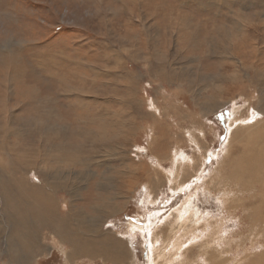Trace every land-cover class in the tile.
Wrapping results in <instances>:
<instances>
[{
	"label": "rangeland",
	"instance_id": "rangeland-1",
	"mask_svg": "<svg viewBox=\"0 0 264 264\" xmlns=\"http://www.w3.org/2000/svg\"><path fill=\"white\" fill-rule=\"evenodd\" d=\"M135 1H138V3ZM141 1H145V4H142ZM141 1L0 0V126H5L9 117L11 118V122L14 121V128L20 131L15 129V131L13 130V132H11L9 129L6 134V144L8 147L14 145L19 146L20 149L18 152L27 149L30 160L28 168L22 167L24 171L22 170L23 172L19 171L15 173L16 175L14 174V177L22 176L25 181L27 180L31 184L37 183L38 180H40L38 177L39 174H42V176L54 174L56 182L61 183L62 188H66V191H64L65 193L58 192V195L63 198L66 197L71 199L74 203L72 204L73 207L82 204V206L84 205V209H86L84 211H91L97 204L104 205L108 210L106 212H113V218L110 219L112 220V223H110L111 228L134 235L135 243L131 246L135 250L134 258L136 260L131 264H151L148 258L150 250L149 236L153 225H149L147 222L150 213L157 212L156 214H163V212H165L162 217L158 216V220H154L156 225H160L172 210L179 206L184 196L193 190L191 187L194 183H197V181H200L203 177L206 178L210 171L211 177L216 178L215 187L217 189L213 188L214 193L209 196V194L203 190L204 187L201 189L198 188L196 192L193 193V200L191 202L196 205L201 218H204L206 215L214 218L213 221L209 222L206 228H204L203 225H199V223L193 224L192 229H198L197 231L199 233L194 236L193 240L191 239L192 237H184V240L188 239L190 241L185 247L191 250V252H188L189 258L195 256L194 240L201 237L203 241L205 239L204 235L208 234L212 229V222H215L217 227H219L220 219L223 218L222 220H227V225L223 226L220 231L222 235L224 234L226 236L229 235L228 233L233 234L234 241L232 242V240L227 238L223 244L218 245L223 248L222 251L233 248L231 250L229 249L230 251L228 254H222L221 256L223 258H231V264H243L244 260L241 259V257L245 255H251L250 257H253L252 255L264 249L261 245H256L255 242L251 244V241L259 239V237L255 238L257 233H262L264 235V214L259 215L260 213L253 211L254 209L252 208L258 204L257 201L260 202L264 200V174L258 171H263L264 166L260 167L259 165L261 169L254 167L252 173H256L257 175L252 174V177L249 176L251 177L250 179L246 177L243 183L233 182L232 179L225 182V178L230 176V166L226 160H220V163L218 162L216 164V157L221 153L223 146L226 145V139L229 133L228 122L235 116V113H233L235 111L232 106L234 105L236 107L237 105V107L243 108L246 107L245 102H247L245 96L239 97L237 94L238 91L231 88L234 85L246 84L244 83L246 79L241 72L242 70H233V49H231V45L235 39V32L233 29V19H235V17L233 12H237L239 15L237 17H241L243 20L251 19L253 21V15L255 13L264 12V0H238L234 2V5L233 0ZM226 2L229 7H226ZM240 2L242 7L240 6ZM147 4L151 7L153 6V9H155L152 12L158 10L157 13H159V15L153 17ZM228 8H230V11ZM161 10L165 13H162ZM167 10H171L174 20L175 17H180L183 29L175 35L169 27V35L167 36L166 34L165 36V30H163V28L153 29L148 26V31L143 34V39L139 41L140 43H138V45L142 51L154 49L155 52L150 51V57L147 56L145 58L143 54V59L137 62H128L127 67L123 68V70L122 67L116 66L115 58L117 55H110L109 51L119 49L120 44L115 41V37L111 38V36L118 35L124 37L127 32L128 22L136 23L145 21L150 24L156 21V23L160 25L165 19L169 21L172 16L168 15ZM262 20H264L263 17ZM247 34H249V37L247 42L244 43L246 53L252 54V49H254L255 45L264 47V32H260L257 35L256 31L251 30L247 32ZM170 35H172L171 39H168ZM240 35L236 39H239ZM143 45L144 47H142ZM224 53H226V58L222 56ZM230 57L232 59H229ZM145 60H148L150 65H147ZM77 61L80 65L77 64ZM262 64H264V59H262ZM262 64L259 66L260 69L264 68ZM114 67L118 69H114ZM238 71L241 73H238ZM75 74L81 76L84 82H80V84L78 82L75 83L73 79ZM127 75L132 76V83H129L130 81L127 79ZM238 75L240 77H237ZM232 76H235L234 80ZM8 81L11 83L9 86L13 95V99H10L8 102L9 113L3 106V99L5 97L3 87ZM91 87L94 88L92 89ZM32 91L37 93L41 101L39 102L38 100V105L34 104V106L38 107L30 105L31 101L22 97L24 92H27L25 94L28 97V94ZM246 91L248 92L249 90ZM124 92L126 94H124ZM221 95H223V98ZM112 96L114 97L112 98ZM228 99H234L235 104H228L223 108H219V110L213 114V110L217 109V101L223 102ZM46 100L49 102H46ZM131 101L134 102V106L129 105ZM26 102L27 105L24 106L22 103ZM206 103L209 105L206 106ZM249 103L253 104L251 101ZM46 105L48 107L54 105V107L51 108L52 114H49L48 117V120L51 122H54L53 119L58 121L60 116L59 120L63 119L65 117L63 115L65 114L66 116L72 115L73 117L75 116L74 114H76L77 117L79 115H88V117L98 115L99 118L109 115L108 117L114 118L115 120L120 119L119 121L125 119L126 122L131 118L134 121L142 120L141 122H145L149 114H154L155 112L156 116H164L167 123H170L169 130L164 129L163 133L168 139L172 136L174 137L170 139L173 143L171 142V145L165 148L167 154H171L175 148L180 149L181 154H185V157L182 156L183 158H178L179 160L176 162V165L182 163V168L178 171V175L182 176L185 175V173L187 174L193 171L191 167H188L189 163L181 162V159H185L186 157H198L200 152L204 150L203 146L205 147L206 144V148L208 146L207 149H209L210 152H207L206 159L203 162V172L199 171L197 176L192 181H189L193 185L188 183L183 189H178L175 193L167 190V184H165L160 189L158 198L161 199L159 202L153 207L147 205L149 197L146 191L143 190L144 188L142 185H140L141 183L139 184L137 180L142 172L139 171L137 176L123 174V172L126 171L125 167L122 168L120 161H118V155H113L117 153V148L120 146L116 144L118 137L117 133H115V135H109L108 133L109 138L107 139L108 141L106 140V148L108 149L102 148V150L99 149L100 151H95L96 148L93 149L89 144L82 147L81 142L83 138H80V136L78 137V135L73 136V133H69L67 137L68 140L74 141L72 142V148L74 146L76 148L79 147L82 151L85 150L84 155H86L87 158L90 156L94 157L92 164H89L90 167H87L86 164L84 166V162L72 165H70V163L66 164V162L61 164V162L57 163L56 159L52 157L43 156V152L41 151L42 148H37L39 136L29 128V124L26 123V118L29 115L25 117V113L30 110L28 112L29 114L34 111L35 108L38 109V111L44 110V106ZM78 107H81V112ZM205 107L207 110L209 109V112L211 111V114L208 112L205 116L206 112H204L205 110L203 111ZM54 110L56 112H54ZM106 111H109V113ZM247 116L249 118L245 120L246 124L259 118L257 112H253L251 109L248 113L245 112L243 117ZM23 117H25L24 120L20 122L17 121ZM51 118L53 119L51 120ZM128 124L129 123H126V125ZM147 125L148 123H146V126ZM211 125L214 127L213 129L216 130V134L214 133V135L209 132ZM242 125H244V123ZM146 126L145 128L142 126L140 128L141 130L139 129L137 131V135L131 138V145L128 144L124 150L131 159L136 161L131 160L135 162V164L139 165L143 163L146 166V170H144L143 173L149 170L150 165L148 161H146V158L141 156V152L137 153L139 154L137 155L138 157L135 156V153L132 152L134 146L151 148L150 150L153 156H158L157 154L160 153L159 150L162 147V145L156 146L152 140L148 139ZM1 133L2 131H0V139L5 138L3 137V133ZM14 133H19L20 135L15 136ZM241 133V130L237 132V137L231 145V157L233 159L235 156L242 153L243 149H241V144L248 141L244 138H242L243 140L241 139ZM237 139L239 140L237 141ZM174 141L179 142L176 147H173ZM56 144L57 142H52V145ZM115 147L116 149L113 151ZM258 148L260 149V147ZM50 149L54 150L55 148L51 147ZM5 150H7L6 147ZM142 154L148 156L147 152H143ZM152 155L149 154L150 158H152ZM64 157L67 159V155ZM105 157L108 160V165L105 164ZM6 158L7 157L4 158V156H0L3 162L6 161ZM60 158H63V156ZM40 159L42 162H45L44 166L39 163ZM138 161L139 163H137ZM241 163L243 164L244 162ZM246 164L248 168H252L249 162L243 165L246 166ZM119 166L121 167L119 168ZM170 166L166 163L163 168L171 171L173 165ZM218 166H220V168ZM226 167L230 170L228 169V171ZM8 169L9 167L0 169V181L2 179L6 180V174L5 177L1 176V174L7 171L6 173L9 175L8 172H10V170ZM241 169L242 168H240V170ZM90 172L97 174L95 176ZM221 172H223V176ZM145 174L149 175L150 172L148 171V173L146 172ZM261 174L262 176H260ZM217 175L221 176L217 177ZM98 176L102 178H98ZM255 177L257 179L252 180V178L255 179ZM221 180L223 183H220ZM50 182H52V180ZM96 183L98 185H96ZM250 183L252 184L248 185ZM226 186L227 188L225 190ZM223 190L228 192V196L233 201V210H231L233 223L228 221L231 217L227 218L228 215L226 212H223L225 200V198L221 199L222 195H225V193H222ZM92 192L95 193L92 194ZM87 196L88 199L85 200ZM62 205L65 206V204ZM1 213L5 214L7 212L1 211ZM15 217L16 211L9 210L8 218ZM251 221H253V223ZM11 222L12 221H9L6 226H3V229H5L4 231L8 234L11 232V228H13L10 225ZM225 228H227V230ZM0 239L3 241L1 248H5L4 240L7 239V236L0 234ZM228 244H233V247ZM167 253H171V250ZM183 256V253L179 254L176 261L179 263ZM202 259L204 260V258ZM15 262L20 263L22 260H15ZM122 263L123 262L118 264ZM203 263L198 261L193 262V264ZM42 264H45V262ZM77 264L89 263L85 260H79ZM108 264L114 263L108 261Z\"/></svg>",
	"mask_w": 264,
	"mask_h": 264
},
{
	"label": "bare ground",
	"instance_id": "bare-ground-1",
	"mask_svg": "<svg viewBox=\"0 0 264 264\" xmlns=\"http://www.w3.org/2000/svg\"><path fill=\"white\" fill-rule=\"evenodd\" d=\"M235 1H238V0H233V5H234ZM135 2L138 3V1H135ZM141 3L145 4V1L144 2L141 1ZM130 4H131V2H130ZM253 4H255V3H253ZM226 5H227L226 7H229L227 2H226ZM130 6H132V5H130ZM147 6H148L149 10L151 11V14L153 15V17L159 15V13H157L158 10H156L155 12H152L155 10V9H153V6L151 7V6H149V4H147ZM240 6L242 7L241 2H240ZM220 9H222V8H220ZM171 10H167V13L169 16H172V18H170L169 21H168V19L163 20L160 23V25H158L156 23V21H154L150 24H148L145 21L144 22L140 21V22H136V23L127 21L129 24L127 26L128 27L127 32L124 35V37H121L118 35H112L111 38L115 37V41L120 44L119 49H116L115 51L114 50L109 51L110 55L111 54L117 55L115 58V65L118 67H122V70H123V68L127 67L128 62L129 63L133 62V61L137 62L138 60L143 59V54L145 55L144 56V58H145L147 56L150 57V55H151V54H149L150 51L155 52L154 49H152V50L148 49V50L142 51L140 49V46L138 45V43H140L139 41L141 39H143V34H145L146 31H148V26L153 28V29H157V28L159 29L160 27L163 28V30H165V36H166V34H167V36L169 35L168 34V28L170 27L169 29L172 32H174L175 35H177L183 29V27L181 26L180 17H175V20H174V16L171 13ZM228 10L230 11V8H228ZM162 11L163 10H161V12ZM126 13H127V11H126ZM162 13H165V12H162ZM233 15L235 17V19H233V23H234L233 29L235 32V39L241 34L239 39H236V40L234 39L235 42L233 40V44L231 45L232 46L231 49H233L232 50L233 51V60H232L233 61V70H240V71L242 70L241 72L244 74V77L246 79L245 80L246 82H244V83H246V84H244V85L238 84L239 86L234 85L231 88L236 89L238 91L237 94L239 95V97L245 96V98L247 100V102H245L246 107H243V108L237 107V105L235 107L233 105V104H235L234 99H228V100H225L223 102L217 101V106H216L217 109L213 110V114H215L219 110V108H223L228 104L233 105L232 107H233V110L235 112H233V111L232 112L235 113V116L234 117L232 116L233 119L230 122H228L229 133L226 132V133H228V137L226 139V145L225 146L222 145L223 148L221 150V153L216 157V160H217L216 164L220 160L221 161L226 160L227 163L229 164V166H230L229 168L231 170L227 167L226 168H227V170L228 169L230 170V176L225 178V182L227 180L232 179L233 182L243 183V180L244 179L246 180V177H249L252 174H254V173H252V171H253L252 169L254 167L257 169L258 168L261 169L260 167L264 166V68L263 69L259 68L260 64H262V59H264V57H263L264 55H262V54H264V49H263L264 47L259 46V45H255L254 49H252V54H248L245 52V45H244V43L247 42L248 37H249V34H247V32H249L251 30L256 31L257 35L260 32H264V20H262V17L264 18V12L255 13L253 15V21L251 19L243 20V19H241V17H237V16H239L237 14V12L236 13L233 12ZM184 17L188 18L186 16H184ZM193 30H195V29H193ZM223 30H225V29H223ZM147 35H148V32H147ZM171 36L172 35H170L169 36L170 38H168V39H171ZM192 39H193V37H192ZM177 41H179V40H177ZM161 43H163V42H161ZM142 47H144V45ZM211 49H212V47H211ZM120 55H122V56H120ZM222 56H224V58H226V53H224ZM104 57H105V55H104ZM186 57H188V56H186ZM231 57L229 59H232ZM188 60H189V58H188ZM157 61H158V59H157ZM145 62H147V65L148 64L150 65V62L148 60H145ZM46 63H45V65H46ZM77 64H79L78 61H77ZM262 65H264V64H262ZM81 68H83V67H81ZM114 69H118V68L114 67ZM105 72H107V71H105ZM241 72L238 71V73H241ZM77 75L78 74H75V76L73 77L74 82L75 83L78 82L79 84H80V82H84L83 78H81V76H79V75L77 76ZM147 75H146V77H147ZM77 77H78V80H77ZM234 77H233V80H234ZM237 77H240V76L238 75ZM127 79H129V81H130L129 83H132V81H131V79H133L132 76L127 75ZM226 80H228V79H226ZM9 81H11V80H9ZM9 81L3 87V90L5 92V97L3 99V106L5 107V109L8 113H9L8 102L10 99H13L12 91H10V86H9L11 83H9ZM113 89H114V87H113ZM117 89H118V87H117ZM246 90H249V91L247 92ZM114 91H115V89H114ZM25 93H27V92H24L22 97L29 99L31 101L30 105H32V106H34V104L38 105L37 103H38L39 98H38V95L35 91H32L31 93H29L28 97ZM100 93H101V91H100ZM60 94H62V93H60ZM124 94H126V93L124 92ZM222 96L223 95H221V97ZM113 97L114 96H112V98ZM121 101H122V99H121ZM248 101L253 102V104H250ZM39 102H41V101L39 100ZM46 102H49V101L46 100ZM50 102H51V100H50ZM22 104H24V106H26L27 102L22 103ZM54 105L52 107H54ZM129 105L134 106L135 104H134V102L131 101V104H129ZM207 105H209V104L206 103V106ZM214 105H215V103H214ZM203 106H205V105H203ZM34 107H38V106H34ZM52 107H48L46 105V106H44V110H40V111H38V109L35 108V110L30 112L29 114H28V112L30 110L27 112L25 111L26 112L25 117L27 115H29L26 118L27 119L26 123H28L29 128L33 132L38 134V136H39L37 148H42L41 151L43 152V156L52 157L53 159H56L57 163L61 162V164L66 162V164L70 163V165H72V164H78L79 162H84V166L86 164L87 167H90L89 164H92L94 157L90 156L87 158V156L84 155L85 150L82 151V149H79V147L76 148L75 146L72 148L71 147L73 144L72 142H74V141L68 140L67 137L69 136V133H73V136L78 135V137L80 136V138H83V141L81 142L82 147L89 144L93 149L96 148L95 151H97L99 149L102 150V148H106V140L109 138L108 133H109V135H111V134L115 135V133H117L118 137L116 140V142H117L116 144H119L120 146H118L119 148H117L118 149L117 153H114L113 155H118V161H120L122 168L125 167L126 171L123 170L124 171V172L122 171L123 174L129 175V176H134V175L137 176L139 171L142 172V174L137 178V180H138L139 184L141 183L140 185H142V187L144 188L143 190L146 191V193L149 197V200L147 201V205H151L153 207L155 204H157V202H159V200L161 198L159 199L158 195H159L160 189L165 184H167V190L171 191L172 193H175L176 191H178V189H181V188L183 189L185 187V185L190 183L189 181H192L197 176L199 171L203 172V169H204L203 168V164H204L203 162L206 159L207 152L209 151V149H207L208 146L206 148V144H205V147L203 146L204 150L200 152V155L198 157H191V158L186 157L185 159H181V162L189 163L188 167H191L193 171H190V172L187 171L188 173L187 174L185 173V175H182V176L178 175V171L180 170V168H182L181 167L182 163L176 165V162L179 160L178 158H183L182 156L185 157V154L184 155L181 154L180 149H177V148H175V150H173V152H171V154H169V155L167 154V152L165 151V148L168 147V145H171V142L173 143L172 140L170 141V139L173 136L168 139L163 135V133H164V129L169 130L170 123H167L164 116L157 115L158 116L157 117L155 112H154V114L150 113L148 119H146L145 122H141L142 120L141 121H136V120L134 121L131 118L128 119L126 122H125V119H123L122 121H119L120 119L115 120L114 118L108 117L109 115L107 117L99 118L98 115L97 116L95 115L92 117H88V115H79L77 117L76 114H74L75 116L73 117L72 115L66 116L65 113H64L65 115H63V116H65L66 118L62 117L63 119L59 120V118L61 117L60 116L58 118V121L51 118V120L53 119V121H54V122H51L48 120V117H49V114H52V110H51ZM78 108L81 112V107H78ZM250 109L253 110V112L256 111L257 114L259 115V118H257L256 120L250 121L246 124L245 120L248 119L249 117L248 116L243 117V116H244V113L245 112L248 113V111ZM109 111H106V112L109 113ZM203 111L206 112L205 113V116H206V114L209 112V109L207 110V108L205 107V109H203ZM54 112H56V111L54 110ZM74 113H75V110H74ZM209 113L211 114V111ZM25 117L20 118L17 121L20 122L21 120H24ZM172 117H174V116H172ZM126 123H129V124L126 125ZM146 123H148L147 126H146ZM243 123H244V125H242ZM142 126H144V128H145V126L147 127L146 128L147 130L146 129L145 130H146V133L148 135V139L152 140V142L154 144H156V146L162 145L161 149L159 150L160 153L157 154L158 156L152 155L153 153L150 150L151 148L149 149V148H141L140 146H134V150L132 152L135 153V156L138 157L137 155H139V154H137V153L141 152V156H144L146 158V161H148V163L150 165V168L148 170L150 172V174L149 175L147 174L148 176L145 174L146 172L148 173V171L143 173L144 170H146V166L143 163L139 164V165L135 164L136 161L134 159H131L128 156V154H126L124 151L125 147L128 144L131 145L130 144L131 138H134L137 135V131ZM172 127H174V126H172ZM213 128L214 127H212V125H211V127L209 128V132L213 133V135H214L216 130ZM9 129L11 132H13V130L15 131V129L20 131L19 129L14 128V121L11 122L10 117L7 119V123L5 126H0V131H2L3 137H5V138L1 137L3 139H0V156H4V158L7 157L5 159L6 160L5 162H3L0 159V169L5 168V167L6 168L9 167L8 170H10V172H8L9 175H7V173H6L7 171L4 174H1V176H3V177H5V174H6V180L2 179L0 181V234L7 236V239L4 240L5 248H1L3 241H1V239H0V264H42L43 262H45V264H47V263H51V264H77V261H79V260H85L89 264H108V261L111 263H114V264H118L121 262H123L122 264H131V263L135 262L134 261V260H136L134 258L135 257V250L131 246L132 244L135 243L134 235L132 233H125L122 230H116V229L113 230L111 228V225H110V223H112V220H110V219L113 218L112 217L113 212L112 213L106 212L108 210L106 207H104V205H98L97 204V206L94 207L91 211H84L86 209H84V205L82 206V204H79V206L73 207L72 204H74V203L72 202L71 199L66 198V197L63 198V197H60V195H58V192L65 193L64 191H66V188H62L61 183L56 182V178H55L54 174H49V175H44V176H42V174H39L38 177L40 178V180H38L37 183H31V184L27 180H26L27 181L26 182L22 176H19L16 178L14 177L15 173H18L19 171H22V170L24 171V169L22 167L28 168V166L30 165V162H29L30 160H29V155H28L27 149L22 150V152H18V150L20 149L19 146H16V145H14L15 147L14 146H10V147L7 146L6 134H7ZM239 130L242 131L241 139L244 138L248 141L243 142V144L240 143L241 149H243V151H242V153L240 152L241 154L239 153L240 155L236 154L237 156H235V158L233 159L231 157V147H232L231 145L233 144L234 139L237 137L236 135H237V132ZM106 132H107V134H106ZM140 132H139V134H140ZM14 135L18 136L20 134L14 133ZM217 135H215V136H217ZM23 137H24V135H23ZM238 140L239 139H237V141ZM53 141L57 142V144L52 145ZM178 143H179L178 141H174L173 147H176L178 145ZM54 146H56V147H54ZM5 147L7 148V150H5ZM51 147H53L55 149L52 150V149H50ZM258 147H260V149ZM34 149H36V148H34ZM106 149H108V148H106ZM115 149H116V147L113 149V151ZM138 150H139V152H138ZM108 152H109V150H108ZM143 152H147L148 156L143 155L142 154ZM34 153H36V152H34ZM110 154H112V153H110ZM149 154L152 155V158H150ZM65 155H67V159H65V157H64ZM61 156H63V158H60ZM100 156H101V154H100ZM131 160H133L135 162H133ZM95 161H96V159H95ZM241 162H244V163L249 162L251 164L252 168H248L247 164L245 166V165H243L244 163L242 164ZM39 163H41L42 166L45 165V162H42L41 159H40ZM137 163H139V161ZM166 163H168L169 166L173 165V169L171 171L165 170L163 168L164 164H166ZM105 164L108 165L107 158L105 160ZM259 165H260V167H259ZM121 166H119V168ZM218 167L220 168V166H218ZM218 167H217V169H218ZM249 167H250V165H249ZM240 168H242V169L240 170ZM244 168H245V170H244ZM222 169H224V168H222ZM262 169H263V167H262ZM106 170H107V168H106ZM258 171H261L264 174V170L263 171L258 170ZM90 173L92 175H95V176L97 174L94 172H90ZM221 173L223 176V172H221ZM259 174H260V172H259ZM31 175H33V174H31ZM17 176H18V174H17ZM129 176H128V179H129ZM220 176L217 175V177H220ZM260 176H262V174ZM260 176H259V178H260ZM99 177L102 178L101 176H98V178ZM251 177H249V179ZM223 179H224V177H223ZM256 179H257L256 177H255V179L252 178V180H256ZM51 180H52V182H50ZM124 181H126V180H124ZM215 181H216V178L211 177L210 171H209L206 178L203 177L200 181H197V183H194V185L192 183H190L193 185L191 187V189L193 188V190L191 192L188 191L189 193L184 196V198L182 199L179 206L177 208H174L172 210V212L168 215V217L160 225H156L154 220H158V216L162 217V215L165 214V212H163V214H156L157 212H152V214L150 213V217H148L149 219L147 222L149 223V225L150 224L153 225L151 232H150V236H149V243H150L149 249L150 250H149V257L148 258L151 261V264H193V262H196V261L202 262V263L204 262L205 264H231V261H232L231 258H226V257L223 258L221 255L222 254H228L229 251L233 248H228L227 250L225 249L224 251H222L223 248L218 246V245L223 244L227 238L232 240V242L234 241L233 234L228 233L229 235L226 236L224 234L222 235V233L220 231V230H222L223 226L227 225L226 224L227 220H222L223 218L220 219L219 227H217V224L215 222H212V229L208 234L204 235L205 239L203 241L201 240V237L194 240V243H195L194 251L196 252L194 254L195 256H191V258H189L188 252H191V250H189L188 248L185 247V245L188 244L190 241L188 239L184 240V237H188V238L192 237L191 239L193 240L194 236L199 233L197 231L198 229H192V225L199 223V225H203V227L206 228V227H208L209 222L213 221V218H214V217L212 218V216L208 217L207 215L204 218H201L200 213L198 212L196 205L193 204V202H191L193 200V193L196 192V190L198 188L201 189L204 187L203 190H205V192H207L209 194V196L212 195L214 193L213 188L214 189L216 188L215 187ZM99 182H101V181H99ZM247 182H250V181H247ZM97 183H96V185H98ZM220 183H223L222 180ZM251 184L252 183H250L248 185H251ZM227 185H229V184H227ZM219 186H221V185H219ZM226 188H227V186L225 187V190H226ZM230 189H232V188H230ZM225 190H223V192H222V193H225V195H222V197H221V199L225 198L224 205H223V212H226V214L228 215L227 218L231 217V219H228V221H230V223H233V219H232L233 215H232V211H231V210H233V201L228 196L229 195L228 192ZM97 192H99V191H97ZM93 193H95V192H92V194ZM28 196H30V197H28ZM62 196H64V195H62ZM87 199H88V196L85 197V200H87ZM257 202H258V204L257 205L254 204L255 206L252 207L254 209L253 211L260 213L259 215L264 214V200H262L260 202L257 201ZM62 204H65V206ZM9 210H15L16 211V217L15 218H8ZM1 211L7 212V213L2 214ZM255 219H257V218H255ZM9 221H12L10 225L13 228H11V232L9 231L10 233L8 234L4 231L5 229H3V226H6L7 223H9ZM251 222L253 223V221H251ZM225 229L227 230V228H225ZM258 237H259V239L251 241V244L253 242H255L256 245L257 244L261 245V247L264 248V235L262 233H257L255 235V238H258ZM228 243H230V242H228ZM228 245H230V244H228ZM230 246L233 247V244ZM236 249H239V248H236ZM170 250H171V253H167ZM181 253H183L184 256L181 259V261L178 263V261H176V258ZM250 256L245 255V256L241 257V259L244 260L243 264H264V249L261 252L255 253L254 255H252L253 257H250ZM202 258H204V260ZM15 260H22V262L16 263ZM56 261H58V262H56ZM54 262H56V263H54Z\"/></svg>",
	"mask_w": 264,
	"mask_h": 264
}]
</instances>
